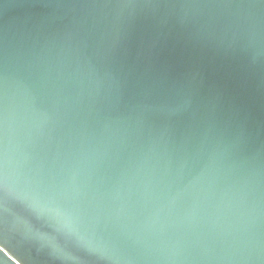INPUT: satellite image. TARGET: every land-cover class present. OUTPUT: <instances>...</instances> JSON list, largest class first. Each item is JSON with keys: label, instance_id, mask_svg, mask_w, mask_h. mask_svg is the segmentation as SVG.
Wrapping results in <instances>:
<instances>
[{"label": "water", "instance_id": "95a60500", "mask_svg": "<svg viewBox=\"0 0 264 264\" xmlns=\"http://www.w3.org/2000/svg\"><path fill=\"white\" fill-rule=\"evenodd\" d=\"M0 264H264V0H0Z\"/></svg>", "mask_w": 264, "mask_h": 264}]
</instances>
